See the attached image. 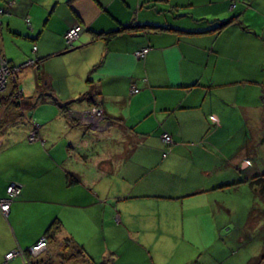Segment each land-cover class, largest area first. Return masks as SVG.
Returning <instances> with one entry per match:
<instances>
[{"label": "crops", "instance_id": "crops-1", "mask_svg": "<svg viewBox=\"0 0 264 264\" xmlns=\"http://www.w3.org/2000/svg\"><path fill=\"white\" fill-rule=\"evenodd\" d=\"M5 9L2 54L11 65L39 60L17 81L32 78L22 95L39 97L20 109L42 122L32 113L45 107L67 138H51L50 121L28 141L30 125L0 95V198L20 187L0 210V264H60L64 240L96 264H264V246L243 252L264 240V209L225 197L264 173V0H14ZM75 24L82 32L66 48ZM121 25L132 28L106 38ZM90 107L101 112L94 123L83 115ZM222 213L243 218L236 240H220ZM41 238L44 249L30 253Z\"/></svg>", "mask_w": 264, "mask_h": 264}, {"label": "rangeland", "instance_id": "rangeland-1", "mask_svg": "<svg viewBox=\"0 0 264 264\" xmlns=\"http://www.w3.org/2000/svg\"><path fill=\"white\" fill-rule=\"evenodd\" d=\"M0 6H1V2H0ZM2 6H3V4H2ZM5 10L6 9H4V11ZM252 14L255 15V13H252ZM0 16H1V14H0ZM75 25H79L80 26V33H81L82 29H83L82 25H80V24H75ZM68 43L72 44V37L70 38V42H68ZM72 45H68L66 48H71ZM29 52H31L30 49H29ZM67 56H69V55H67V54L64 55V58H67ZM68 58L72 59V56H69ZM55 62H62V61L57 60ZM38 64H39L38 58L37 59H33L32 58V59H29L27 61L25 60V62L23 64H17V65H11L7 61L6 65H10L13 70L12 69L9 70L8 67L1 68L2 69L1 73H5L4 74V78H3V87L0 89V95L2 96L1 100H4V99L5 100H10L11 103H13V104H15L13 100L17 101L16 106L12 105L11 109L15 113L22 114L23 118L25 119L24 124L25 125H27V124L30 125V129H29L30 131H28V134H27V140L28 141L31 142V141L37 140L38 139L37 131L39 132L40 127L44 128L50 121H51V124H55V125H52V127H50L51 133L49 134V136L51 138H53V139H56V140L60 141V142L66 141L67 135L65 134V132L60 133V131L57 130L58 129V126L56 125L57 124V122H56L57 118L56 117H53V118L49 117L48 118V116H51V113H48V115H47V112L45 111V110H48V109H46L45 107H42L43 109L38 110V107H36L35 110L32 113V114H35V113L37 114V112H38L39 118L40 117L43 118L42 122L35 121L34 119H36V117L33 118V121H32L31 116H29V117L26 116V114H25L26 112L23 109H20V106H22V103L24 101L27 102V103L35 102L36 99L39 97L38 95H40V93L38 94V91H36L37 92L36 94L38 96V97H36V99H33L32 97L31 98L30 97L27 98L24 95H22L23 94V90L25 91V87L26 86L33 90L34 86H33V79L32 78H29V81H28V79L27 80L25 79L23 84H21V86L17 85L18 84L17 83L18 80H19V83H20V74L24 70L27 69L26 67L27 66H31L33 68H37ZM27 70L29 71V69H27ZM66 73H69V72H66ZM21 75L24 77L25 73H23ZM37 76L40 77L38 74H37ZM38 82L41 84V79H39ZM39 83L37 85L40 86ZM14 90H17L19 93L21 92L19 94V97L17 95H14V92H13ZM22 100H24V101L22 102ZM2 108L0 107V112H1ZM90 110H92L91 107H90ZM65 113H66L65 115L67 116L69 121L72 122V117H71L72 116V110L70 108L69 109L67 108V109H65ZM83 115H85V118L88 119L87 114H83ZM100 115H101V112H100L99 116ZM99 116L97 117V120H98ZM4 120H7V118H5ZM4 120H2V121H4ZM87 121L89 122V120H87ZM91 121L94 123L95 119L91 120ZM2 125H3V123L0 122V137H1V133L4 132L2 130V127H3ZM54 127H55V131L53 132V128ZM29 137H31V138H29ZM69 141L72 142V139L69 140ZM248 188H250L248 185L244 186V184H243L242 187H239V189L236 190V192L232 193V191H231L229 193H225V197L229 196L228 197L229 200L233 201V203H235L238 206L239 205H247L248 206L249 203L251 202L252 206L254 205L257 209L263 210L264 209V201L261 199V197H258V196L257 197H253V201H252V195L250 194L251 191H248L249 190ZM224 199H226V198H224ZM258 213H259V211L257 212V214ZM255 215H256V213H254V216ZM221 216H223V221L222 222H226V226H222V229L220 230V235H221L220 236V240H236L238 235H239V233H240L239 232L240 231L239 227H241L240 225H242L241 222L243 221V218H239L238 215L236 217V215L232 214V213H228V214L227 213H222ZM235 218H236V220H235ZM205 240H208V238H205ZM260 245L264 246V240L261 241V242H258V240H253L252 243L246 245V247L244 248L243 252H251V251L257 250V248Z\"/></svg>", "mask_w": 264, "mask_h": 264}, {"label": "trees", "instance_id": "trees-1", "mask_svg": "<svg viewBox=\"0 0 264 264\" xmlns=\"http://www.w3.org/2000/svg\"><path fill=\"white\" fill-rule=\"evenodd\" d=\"M4 3V9H5V6L8 8V7H11L12 4L14 3V0H4L3 1ZM2 3V4H3ZM1 4L0 6V9L3 7ZM1 16L3 14H7L6 10L2 13H0ZM27 18V17H26ZM234 21V16H230L229 18L227 19H224V20H221L217 23L216 26H214L212 29H215L216 31H219V29H222L223 27L229 25V24H232V22ZM28 23V20L26 21ZM151 27V28H157V29H171V28H168V27H164V26H159V25H142L141 27ZM132 28L131 25H121L117 30H114V31H109L107 33H105L106 35V38H111V37H114L118 32L120 31H123V30H126V29H130ZM177 30V29H175ZM66 31V30H65ZM65 31L63 32V40H64V44L65 46L67 47L68 45L66 44L65 42V38H64V34H65ZM180 31V30H178ZM148 48V47H147ZM33 50H35V46H33ZM1 51V50H0ZM1 54H2V51H1ZM3 58L8 61L4 55L2 54ZM14 95H17L19 97V93L17 90H14ZM262 98H263V101H264V95L262 93ZM15 102V104H17V101L16 100H13ZM69 103V102H68ZM14 104V105H15ZM67 106V104H65ZM66 106L62 105V107L66 108ZM172 140V139H171ZM168 143V142H166ZM169 144V143H168ZM67 181L69 183L72 182V175L71 174H68V178H67ZM248 184L250 185V187L252 188V190L256 193H258V197H261V199L264 201V173H260V174H256V175H253L252 177H250L248 180H247ZM222 187H224V185H222ZM19 193H20V190H19ZM19 193L12 198V200L10 201V203L19 195ZM10 205V204H9ZM53 225V230L51 229V226ZM59 227V223L58 221H54L51 225H50V229L48 228V231H46V233L48 232H53L50 234V237H54L55 235V230ZM64 243L62 244V251L60 252V256H59V262L60 264H67L69 263L70 261H72V264H96L94 263L89 257L88 255H86V253L84 252L83 248L81 245L77 244L76 242L72 241V242H69V240H64L63 241ZM46 243H47V239H46ZM28 252V251H27ZM25 253V252H24ZM264 258V254L260 257V258ZM50 258V257H49ZM48 258V260H49ZM47 260H43V259H40V260H37L34 264H48L46 263ZM260 260L258 259L255 264H259ZM104 263V262H103ZM103 263H100V264H103ZM33 264V263H31ZM98 264V263H97Z\"/></svg>", "mask_w": 264, "mask_h": 264}, {"label": "built area", "instance_id": "built-area-1", "mask_svg": "<svg viewBox=\"0 0 264 264\" xmlns=\"http://www.w3.org/2000/svg\"><path fill=\"white\" fill-rule=\"evenodd\" d=\"M4 11V6L0 9V13H2ZM28 19H26L27 21ZM80 34V26L79 25H73L71 27H69L64 34V38H65V42L68 45H72L73 42L77 39L78 35ZM72 37V44L68 43L70 42V38ZM148 51L147 47L138 49L134 52L135 56L138 58H143L145 53ZM7 61L3 58L1 52H0V89L3 87V78H4V74L5 73H1L3 67H8V69H12V67L10 65H6ZM13 70V69H12ZM7 73V72H6ZM132 91H137L136 88H132ZM87 117L86 120H94L96 121V118L99 116L100 111L98 108L93 107L92 110H89L87 113ZM32 137V136H31ZM29 137V138H31ZM162 139L165 142L171 143V136L168 133H162L161 134ZM20 187L14 184H9L6 187V196L3 198H0V210L2 211V213L6 214L9 210V204L10 201L12 200L13 197H15L18 193H19ZM46 246V240L45 238H41L39 239L37 242H35L34 244L31 245V247L29 248V252L34 254L37 253L41 250L44 249V247ZM16 252L14 251H9L5 254V258H10L13 255H15Z\"/></svg>", "mask_w": 264, "mask_h": 264}]
</instances>
